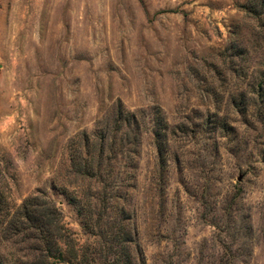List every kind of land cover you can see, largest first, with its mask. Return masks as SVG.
Segmentation results:
<instances>
[{
  "label": "rangeland",
  "instance_id": "obj_1",
  "mask_svg": "<svg viewBox=\"0 0 264 264\" xmlns=\"http://www.w3.org/2000/svg\"><path fill=\"white\" fill-rule=\"evenodd\" d=\"M0 193L2 264H264V0H0Z\"/></svg>",
  "mask_w": 264,
  "mask_h": 264
},
{
  "label": "trees",
  "instance_id": "obj_2",
  "mask_svg": "<svg viewBox=\"0 0 264 264\" xmlns=\"http://www.w3.org/2000/svg\"><path fill=\"white\" fill-rule=\"evenodd\" d=\"M37 200L36 199H32V200H29L27 201L23 207L18 210V212L16 214H14L12 216V220L14 219V222L12 223V226H14L15 229H19L20 226L24 227L23 229L24 230H27L28 229V226L31 228V230L33 231H36L37 234H39V244H42L41 240L43 241L44 237H43V233L44 231H42L40 229V227L42 226H48V231H51V233H53V231H59L58 228L55 226V220L53 219V217H48V222H43V224L39 221L37 222H32V218L34 216H39V217H47L46 213H45V210L42 209V207L36 202ZM5 201H4V198L2 196V194L0 193V211H4V205H5ZM38 204L39 206L36 207V206H33L34 204ZM34 207V208H33ZM3 209V210H2ZM1 215V213H0ZM52 214L50 213V216ZM48 249L46 250L47 253H50V256L51 258L53 257H56L53 256L52 254V250L55 249L56 250V253L59 251L58 250V243L53 239L51 238V240H49V244H48ZM38 253L40 254H44V250L42 251H39ZM44 258H46V256H44ZM41 259L42 261H39L37 262L36 264H50L48 261ZM48 258V257H47ZM56 259V258H55ZM0 264H2L0 262Z\"/></svg>",
  "mask_w": 264,
  "mask_h": 264
}]
</instances>
